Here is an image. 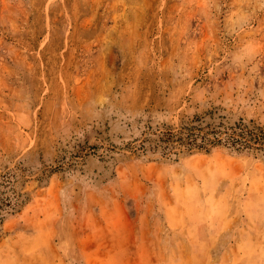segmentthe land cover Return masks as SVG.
<instances>
[{"label": "rangeland", "instance_id": "rangeland-1", "mask_svg": "<svg viewBox=\"0 0 264 264\" xmlns=\"http://www.w3.org/2000/svg\"><path fill=\"white\" fill-rule=\"evenodd\" d=\"M196 114L264 126V0H0V264H264V156L126 146Z\"/></svg>", "mask_w": 264, "mask_h": 264}, {"label": "trees", "instance_id": "trees-1", "mask_svg": "<svg viewBox=\"0 0 264 264\" xmlns=\"http://www.w3.org/2000/svg\"><path fill=\"white\" fill-rule=\"evenodd\" d=\"M203 117L198 114L187 117L177 127L163 125L153 129L147 126L140 138L126 146L140 157L148 152H159L164 157L177 159L181 153H191L194 150L209 151L216 146L227 147L237 154L264 156L263 125L243 118L234 123L220 120L219 124H203ZM17 175L15 169H9L0 176V224L5 213L17 209L23 202L20 194L12 187ZM8 186L12 187L13 195L8 193Z\"/></svg>", "mask_w": 264, "mask_h": 264}]
</instances>
